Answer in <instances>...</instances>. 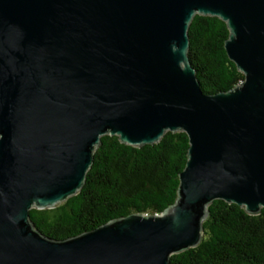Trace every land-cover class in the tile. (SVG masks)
Returning a JSON list of instances; mask_svg holds the SVG:
<instances>
[{"label": "water", "instance_id": "water-1", "mask_svg": "<svg viewBox=\"0 0 264 264\" xmlns=\"http://www.w3.org/2000/svg\"><path fill=\"white\" fill-rule=\"evenodd\" d=\"M227 23L245 80L202 89L195 15ZM189 137L175 202L58 240L30 210L84 186L104 135ZM264 208V0H0V264H171L197 247L214 200Z\"/></svg>", "mask_w": 264, "mask_h": 264}, {"label": "trees", "instance_id": "trees-1", "mask_svg": "<svg viewBox=\"0 0 264 264\" xmlns=\"http://www.w3.org/2000/svg\"><path fill=\"white\" fill-rule=\"evenodd\" d=\"M227 23L195 15L190 24L189 57L207 93L227 91L245 80L229 59ZM189 137L167 131L155 144L132 146L104 135L94 152L83 188L54 208L30 210L36 228L64 240L131 213H162L178 195ZM201 243L171 256V264H264V208L257 215L225 200H214L204 221Z\"/></svg>", "mask_w": 264, "mask_h": 264}]
</instances>
